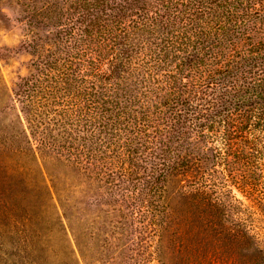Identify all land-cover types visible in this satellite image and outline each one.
Wrapping results in <instances>:
<instances>
[{
    "label": "trees",
    "instance_id": "trees-1",
    "mask_svg": "<svg viewBox=\"0 0 264 264\" xmlns=\"http://www.w3.org/2000/svg\"><path fill=\"white\" fill-rule=\"evenodd\" d=\"M17 3L34 58L0 109V264H40L27 240L93 187L146 211L130 264H264V0Z\"/></svg>",
    "mask_w": 264,
    "mask_h": 264
},
{
    "label": "rangeland",
    "instance_id": "rangeland-1",
    "mask_svg": "<svg viewBox=\"0 0 264 264\" xmlns=\"http://www.w3.org/2000/svg\"><path fill=\"white\" fill-rule=\"evenodd\" d=\"M23 9L17 0H0V109L10 101L12 89L20 78L30 73L34 58L27 47L29 28L18 20L27 15ZM10 119L11 114H2L0 124ZM50 169L57 171L58 168L51 165ZM65 173L70 177L68 180L72 182L73 189L71 202L67 203L76 205V177L69 171ZM88 191V194H80L81 211H59L69 217L65 218L66 231L55 228L49 234L39 235L40 238L27 240L26 244L35 250L29 259L40 264H130L132 260L141 261L145 255V243L136 234L135 242L130 244L129 231L134 232L143 226L146 211H135L137 219L130 223L131 211H106L107 206L102 204L95 187ZM47 212L51 214L54 211ZM17 227L21 229L23 225ZM17 239L16 234L14 243ZM14 252H18L17 246ZM13 260L17 263L19 255H14Z\"/></svg>",
    "mask_w": 264,
    "mask_h": 264
}]
</instances>
